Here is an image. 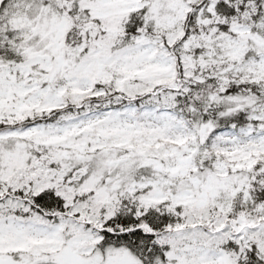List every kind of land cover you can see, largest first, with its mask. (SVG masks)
I'll list each match as a JSON object with an SVG mask.
<instances>
[{
  "label": "snow or ice",
  "instance_id": "1",
  "mask_svg": "<svg viewBox=\"0 0 264 264\" xmlns=\"http://www.w3.org/2000/svg\"><path fill=\"white\" fill-rule=\"evenodd\" d=\"M0 264H264V0H0Z\"/></svg>",
  "mask_w": 264,
  "mask_h": 264
}]
</instances>
